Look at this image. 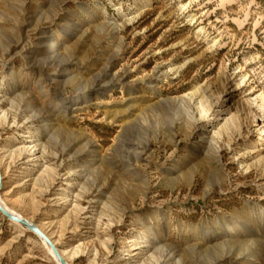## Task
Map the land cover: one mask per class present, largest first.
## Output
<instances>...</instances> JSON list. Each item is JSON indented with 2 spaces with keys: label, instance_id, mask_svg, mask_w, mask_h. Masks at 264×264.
Segmentation results:
<instances>
[{
  "label": "rangeland",
  "instance_id": "1",
  "mask_svg": "<svg viewBox=\"0 0 264 264\" xmlns=\"http://www.w3.org/2000/svg\"><path fill=\"white\" fill-rule=\"evenodd\" d=\"M263 129L264 0H0V198L68 264H264Z\"/></svg>",
  "mask_w": 264,
  "mask_h": 264
},
{
  "label": "water",
  "instance_id": "2",
  "mask_svg": "<svg viewBox=\"0 0 264 264\" xmlns=\"http://www.w3.org/2000/svg\"><path fill=\"white\" fill-rule=\"evenodd\" d=\"M1 181H2V175H1V172H0V187H1ZM0 213L3 214L4 216H6L7 218H9L12 221H16L18 223L23 224L28 229H30L31 231H33L34 233H36L39 237H41L45 242H47L50 245V247L52 248V250L54 251V253L60 259L61 264H66L65 260L62 257H60L59 252H58V249L55 247V245L52 244V242L50 241V239L38 227L34 226L33 224H30L25 219H22V218H20L18 216H15L14 214H11L6 209H4L1 205H0Z\"/></svg>",
  "mask_w": 264,
  "mask_h": 264
},
{
  "label": "bare ground",
  "instance_id": "3",
  "mask_svg": "<svg viewBox=\"0 0 264 264\" xmlns=\"http://www.w3.org/2000/svg\"><path fill=\"white\" fill-rule=\"evenodd\" d=\"M65 63V62H64ZM70 63V62H69ZM2 116H6V118H7V116H8V113H2ZM31 119L32 118H34V117H30ZM264 130V129H263ZM262 132V131H261ZM264 133V132H263ZM133 143V142H132ZM134 144V143H133ZM37 146V144H34L32 147H36ZM26 151H31V149L30 148H28V147H24L23 148V150L22 149H20V153H19V156H21L22 155V152H24V154H25V152ZM32 154H34V153H32ZM31 154V155H32ZM26 162V161H25ZM0 205L4 208V209H6L8 212H10L11 214H14L15 216H18V217H20V218H22V219H25L24 217H22V216H19V215H17L16 213H13V211H12V209H10L3 201H2V199L0 198ZM26 220V219H25ZM27 221V220H26ZM30 224H31V222H29ZM35 226V225H34ZM41 238V237H40ZM42 239V238H41ZM43 240V239H42ZM44 241V240H43ZM45 242V241H44ZM48 246H49V244L47 243V242H45ZM145 244V243H144ZM46 245V247L47 248H49L48 246ZM50 249L52 250V248L50 247ZM53 252L54 251H52V257L55 259V261L58 263V264H61V262H60V259L58 258V256L57 255H55L54 256V254H53ZM61 257V256H60ZM66 264H68V263H66Z\"/></svg>",
  "mask_w": 264,
  "mask_h": 264
}]
</instances>
